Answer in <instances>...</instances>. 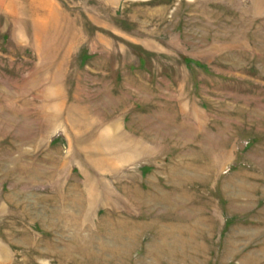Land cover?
<instances>
[{
  "label": "rangeland",
  "instance_id": "rangeland-1",
  "mask_svg": "<svg viewBox=\"0 0 264 264\" xmlns=\"http://www.w3.org/2000/svg\"><path fill=\"white\" fill-rule=\"evenodd\" d=\"M0 264H264V0H0Z\"/></svg>",
  "mask_w": 264,
  "mask_h": 264
}]
</instances>
